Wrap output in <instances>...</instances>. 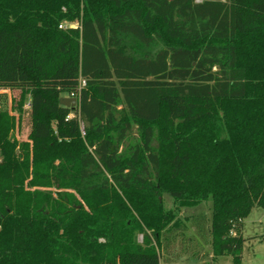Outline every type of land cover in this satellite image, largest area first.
<instances>
[{
    "label": "trees",
    "instance_id": "16d2710c",
    "mask_svg": "<svg viewBox=\"0 0 264 264\" xmlns=\"http://www.w3.org/2000/svg\"><path fill=\"white\" fill-rule=\"evenodd\" d=\"M8 89L32 123L13 140L0 109V264H160L180 210L210 200L200 236L242 264L264 209V0H0Z\"/></svg>",
    "mask_w": 264,
    "mask_h": 264
},
{
    "label": "rangeland",
    "instance_id": "374dc122",
    "mask_svg": "<svg viewBox=\"0 0 264 264\" xmlns=\"http://www.w3.org/2000/svg\"><path fill=\"white\" fill-rule=\"evenodd\" d=\"M63 96L77 98L74 94ZM29 97L27 96L26 100L22 98L20 90H0V109L7 110L16 118L17 126L10 135L13 140H27L31 130L32 113L31 106H28ZM163 205L166 209L174 207L170 194L163 195ZM213 209V202L210 200L198 206L183 207L180 210L181 229L172 230L176 238L171 245L170 255L163 254L160 264H234V258L230 254L214 258L211 245L204 244L205 240L200 236V233L204 234L208 231ZM201 225L203 229L200 230ZM242 235L245 238L241 254L242 264H264L263 208L254 207L244 218ZM141 240L142 236H140Z\"/></svg>",
    "mask_w": 264,
    "mask_h": 264
},
{
    "label": "water",
    "instance_id": "95a60500",
    "mask_svg": "<svg viewBox=\"0 0 264 264\" xmlns=\"http://www.w3.org/2000/svg\"><path fill=\"white\" fill-rule=\"evenodd\" d=\"M60 101L65 106L76 107L79 100L76 97H62Z\"/></svg>",
    "mask_w": 264,
    "mask_h": 264
},
{
    "label": "built area",
    "instance_id": "2783aa9c",
    "mask_svg": "<svg viewBox=\"0 0 264 264\" xmlns=\"http://www.w3.org/2000/svg\"><path fill=\"white\" fill-rule=\"evenodd\" d=\"M76 26V25H73ZM61 27H63V25H61ZM85 85V81L82 80V86ZM28 106H30V102L28 103Z\"/></svg>",
    "mask_w": 264,
    "mask_h": 264
}]
</instances>
